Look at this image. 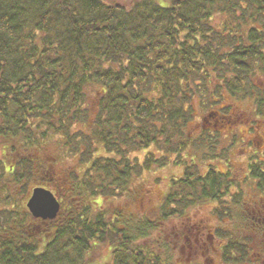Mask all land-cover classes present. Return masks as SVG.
<instances>
[{
  "label": "trees",
  "instance_id": "1",
  "mask_svg": "<svg viewBox=\"0 0 264 264\" xmlns=\"http://www.w3.org/2000/svg\"><path fill=\"white\" fill-rule=\"evenodd\" d=\"M128 4L0 0V264H87L99 248L103 264H178L150 231L159 220L122 225L97 199L123 197L142 171L177 164L195 102L211 109L255 90V115L264 114V89L248 81L264 80V0ZM216 115L229 118L213 108L204 117ZM55 138L81 168L54 186L68 201L42 220L27 192L53 183L36 158ZM191 166L170 179L167 204L219 193L224 175L211 165L188 175ZM249 175L263 179L258 164Z\"/></svg>",
  "mask_w": 264,
  "mask_h": 264
},
{
  "label": "rangeland",
  "instance_id": "2",
  "mask_svg": "<svg viewBox=\"0 0 264 264\" xmlns=\"http://www.w3.org/2000/svg\"><path fill=\"white\" fill-rule=\"evenodd\" d=\"M107 2L111 4L129 5V0H107ZM262 79L254 77L249 78L248 81L250 85L259 89H264V80ZM250 93L252 96L239 95L235 96L233 99L225 96L219 104L212 107L221 115H223V113L225 116L229 115V118L222 119V127L218 129L217 127L214 128L215 125L219 126L215 121L221 123V119L217 115L208 119V126H202L204 122L201 118L206 116L212 108L202 110L203 108L195 102L193 119L187 129L188 138L191 142L187 149L183 151L182 155L178 159L175 158L177 159V164L168 163L163 167L155 168L152 166L150 170L142 171L138 176L133 178L130 191L123 197H111L108 199L99 198L97 199L98 206L102 204L103 209L111 210V213H117L119 217L116 219L121 221L120 224L124 225L125 223L133 228L140 222L143 209H149L147 214L148 219L151 221L158 220L156 219V212L150 210V208L157 205V191L163 195V193L167 191L170 179L183 176V171L186 172L187 169L185 168L189 167V165H192V168L190 170L188 169V175L193 174L195 176L203 174L205 170H208V165H212L217 171L224 172L225 169L230 170L229 175L226 173V175L223 176L226 179L229 178V176H231L233 180L247 179L245 171L246 159L247 161H256L264 164V114H261L262 116L255 115L257 110L255 109L254 102L256 101L253 100V97L256 98L260 93L257 94L258 92H255V90ZM262 111L264 112V109ZM194 123L198 124L193 130L192 126ZM208 143L209 149L205 147ZM198 145L199 147H197ZM210 146H215V148L211 149L212 147ZM37 150L38 156L36 159L39 165L44 169L49 167L53 174L54 181L49 185L48 191L54 193L60 204V208H62L68 201V195L62 194V192L54 186L60 185L63 178H65V180L67 178L68 181L70 174L73 172L75 175H78L81 165L78 163L77 157L67 152L58 138L52 139L43 145L41 143L37 147ZM145 154L146 151L143 150L140 153H136L135 156H137L139 162H141ZM172 158L173 157H169V160L172 161ZM227 164L230 166L228 167ZM191 171H193V173H191ZM70 184L71 183H69V185ZM36 186V183H30L27 197L32 193V188ZM66 187H69L68 184H66ZM142 202L143 209L140 208ZM90 206L94 211L98 210L97 206ZM202 210L204 211V209ZM194 213H196L194 208H188L183 213V215H185L184 217H186V219L188 218V221L185 220L186 224L191 225L199 221L200 224L203 225L207 223L205 219L207 214L205 215L201 211L197 212L196 215H194ZM177 219L178 218L174 217L164 218L161 221L163 222L162 224H160L161 222L159 220L157 223H153L154 229L150 231H161L164 229L165 231L163 232L164 235H166L170 233L169 230L173 229L172 226L177 222ZM165 241L168 242L166 238ZM102 255L103 249H95L90 254L91 261H87V264H103L105 257H102ZM210 256L212 259L218 257L215 252H212ZM96 258L99 259L95 260ZM206 263H208V259Z\"/></svg>",
  "mask_w": 264,
  "mask_h": 264
},
{
  "label": "flooded vegetation",
  "instance_id": "3",
  "mask_svg": "<svg viewBox=\"0 0 264 264\" xmlns=\"http://www.w3.org/2000/svg\"><path fill=\"white\" fill-rule=\"evenodd\" d=\"M208 119L202 118L203 127L209 125ZM253 163L258 164L263 179L250 178ZM245 171L247 179L233 180L229 176L217 181L214 184L220 188L219 193L198 198L186 206L175 201L166 203L170 184L163 195L157 191V205L150 208L156 212V219L178 218L172 226L176 231L169 230L166 235L164 229L160 232L173 245L178 264H264V164L246 159ZM216 172L225 176L230 170ZM140 208L143 209V202ZM188 208L195 209L194 215L199 211L207 214V223L186 224L188 218L183 213ZM148 210L143 209L141 219L148 220ZM212 252L218 257L212 259Z\"/></svg>",
  "mask_w": 264,
  "mask_h": 264
},
{
  "label": "water",
  "instance_id": "4",
  "mask_svg": "<svg viewBox=\"0 0 264 264\" xmlns=\"http://www.w3.org/2000/svg\"><path fill=\"white\" fill-rule=\"evenodd\" d=\"M29 213L34 218L53 220L59 213L60 206L53 194L43 188H36L26 204Z\"/></svg>",
  "mask_w": 264,
  "mask_h": 264
}]
</instances>
